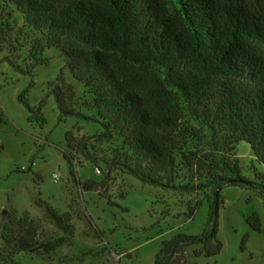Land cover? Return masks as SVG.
I'll use <instances>...</instances> for the list:
<instances>
[{
  "label": "trees",
  "instance_id": "1",
  "mask_svg": "<svg viewBox=\"0 0 264 264\" xmlns=\"http://www.w3.org/2000/svg\"><path fill=\"white\" fill-rule=\"evenodd\" d=\"M3 4L14 6L40 33L32 43L33 61H46L45 50L57 48L66 57L65 69L92 94L83 103L95 111L88 115L66 102L74 96L71 84L55 86L50 93L60 111L102 125L97 137L114 146L110 164L117 169L145 184L201 196L189 199L190 217L208 191L218 201L224 185L250 183L241 174L238 143L248 142L264 165L261 0H0ZM0 32L6 36L5 29ZM20 99L27 104L23 94ZM90 139L66 134L71 148L77 142L81 155L98 162ZM258 177L264 193V173ZM92 182L81 186L95 189ZM46 218L63 234L41 239L42 224L28 212L6 221L0 264H18L21 253L49 256L73 241L71 213L49 209ZM248 221L261 231L257 214ZM192 248L198 251L191 255ZM222 248L215 226L201 235L180 233L163 242L154 264H198L190 258L213 257Z\"/></svg>",
  "mask_w": 264,
  "mask_h": 264
},
{
  "label": "rangeland",
  "instance_id": "2",
  "mask_svg": "<svg viewBox=\"0 0 264 264\" xmlns=\"http://www.w3.org/2000/svg\"><path fill=\"white\" fill-rule=\"evenodd\" d=\"M2 28L6 36L0 32V249L5 222L26 212L42 224L41 239L62 235V229L46 218L48 210L54 209L73 215V241L49 256L18 254V264H154L165 240L180 233L201 235L214 226L223 244L221 252L213 257L192 256L191 262L264 264V193L258 177L264 165L248 142L237 144L236 156L242 176L250 183L224 185L218 201L216 192L208 191L190 217L189 199L201 196L145 184L117 169L110 164L114 146L97 137L102 125L60 111L50 93L55 86L71 84L74 96L71 102L66 97V102L88 115L95 111L83 103L92 94L65 69L66 57L57 48L45 50L46 61H33L32 43L41 35L14 6H0ZM22 94L27 104L20 99ZM68 132L76 140L90 137V153L99 161L81 155L77 142L71 148ZM86 181H94L95 189H83ZM254 214L261 231L248 221ZM195 249L188 252L192 255Z\"/></svg>",
  "mask_w": 264,
  "mask_h": 264
},
{
  "label": "built area",
  "instance_id": "3",
  "mask_svg": "<svg viewBox=\"0 0 264 264\" xmlns=\"http://www.w3.org/2000/svg\"><path fill=\"white\" fill-rule=\"evenodd\" d=\"M95 170H96L97 173H101V169L99 167H96Z\"/></svg>",
  "mask_w": 264,
  "mask_h": 264
}]
</instances>
